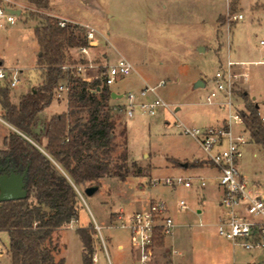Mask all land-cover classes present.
I'll return each instance as SVG.
<instances>
[{
	"label": "rangeland",
	"instance_id": "374dc122",
	"mask_svg": "<svg viewBox=\"0 0 264 264\" xmlns=\"http://www.w3.org/2000/svg\"><path fill=\"white\" fill-rule=\"evenodd\" d=\"M230 2L232 0H49L47 7H38L28 0H0L1 6L5 4L21 9L14 23L0 25L2 65L22 70L19 86L8 88L10 102L18 103L22 94L39 83L36 66L38 45L33 27L40 22L41 15L56 20L60 18L54 16L55 13L70 16L75 20H68L67 24L81 27L85 32L87 28L78 21L90 22L99 29L95 37L101 49L92 55L94 66L88 68L87 73L99 78L100 85H104L101 73L107 57H125L146 80V83L141 81L139 75L132 71L107 86L111 92L120 94V97L111 96L108 101V111L116 123L112 158L116 161L124 152V135L121 132L125 128L130 172L124 181L115 176L103 177L98 185L86 184L77 188L81 194L80 197L77 193V219L56 228L45 243L54 261L63 258L64 264H82L80 240L75 229L84 226L94 232V253H99L96 264H133L128 231L115 227L118 213L127 214L133 210L132 205L146 207L151 199H161L173 207L177 225L172 236L155 248L151 264H227L231 261L245 264L258 253L261 257L256 258V262L264 264V252H246L216 233L221 212L217 172L213 168L196 169L210 167L211 164L205 158H197L204 152L194 138L182 133L178 127L182 122L196 127L217 124L213 123L211 115L205 116V111H202L212 105L202 102L213 87L214 73L227 58L242 62L243 67L238 66L235 71L248 75L247 79L241 77L236 84L239 103L243 106L250 102L259 104L260 115H264V44H260L261 40L264 41L263 0H237L233 13L228 10ZM239 13L243 15L242 19L232 18ZM104 31L109 32V56L105 51ZM65 56L68 60L79 55L76 48H66ZM196 75L204 80L205 87L191 93L187 90ZM162 80L165 84L157 86L155 94L169 106L149 115L136 105L133 115L128 117L125 113L126 93L155 86ZM59 83L67 90L70 87L64 80ZM4 86L0 82V88ZM155 94L148 91L141 97L137 93L135 103L151 102ZM63 96L66 104L67 93ZM53 97H56L55 93ZM63 105L62 102L60 107ZM175 106L179 110L174 111ZM217 110L216 118L221 121L224 112ZM3 111L0 104V117ZM42 122L43 119L39 125ZM262 124L264 126L263 121ZM12 130L0 122V149L5 148L3 138ZM2 157L0 154V161H3ZM132 161L142 169L141 175L134 173L130 166ZM202 161L205 162L202 166H194ZM182 163L187 164L186 168L181 167ZM239 169L248 178L264 181V148L254 142L247 145ZM193 174L205 178V188L195 187L197 179L193 180L191 188H171L163 184L167 176L190 177ZM92 186H97V190L87 196L84 189ZM179 199L187 202L188 209L180 211L176 208ZM197 208L202 209L201 226L197 224ZM96 224L100 226V233L95 228ZM0 242L6 249L0 256V264H10L5 231H0ZM118 244L123 248H117ZM173 250L178 253H173ZM180 256H184V260Z\"/></svg>",
	"mask_w": 264,
	"mask_h": 264
},
{
	"label": "trees",
	"instance_id": "16d2710c",
	"mask_svg": "<svg viewBox=\"0 0 264 264\" xmlns=\"http://www.w3.org/2000/svg\"><path fill=\"white\" fill-rule=\"evenodd\" d=\"M28 1L38 7H47L49 3V0ZM236 3L237 0L229 3L230 13L236 10ZM261 8L264 10V0ZM39 17L40 22L33 27L38 45L39 83L22 94L18 103L10 102L8 87L0 88L2 119L17 130L3 138L0 175L11 171L18 176L24 174L25 190L20 199L0 202V231L8 235L10 264H64L63 258L54 261L45 243L56 228L77 219L76 189L86 184L98 185L103 177L115 176L124 181L130 172L125 128L121 132L124 152L116 161L112 158L116 123L108 111L111 90L100 85L99 78L86 81L61 68L67 61L66 48L86 45L85 31L76 25L60 26L50 16ZM61 80L70 85L67 109L39 125V113L51 103ZM242 95L246 99V93ZM245 108L241 116L250 140L264 148V126L258 108L252 102ZM41 138L46 139L47 155L34 144H40ZM130 166L136 175L142 174L134 161ZM75 233L82 244V264H93L94 232L78 226ZM163 241L157 231L153 246H162Z\"/></svg>",
	"mask_w": 264,
	"mask_h": 264
},
{
	"label": "built area",
	"instance_id": "2783aa9c",
	"mask_svg": "<svg viewBox=\"0 0 264 264\" xmlns=\"http://www.w3.org/2000/svg\"><path fill=\"white\" fill-rule=\"evenodd\" d=\"M7 5H0V25L14 23L16 15L8 10ZM233 19H242L241 13L232 16ZM60 26H65L67 20H58ZM86 45L76 47L78 57L76 62L65 61L61 68L70 71L83 80L89 81L96 76L88 75L87 69L93 68L89 57V47L96 41V30L90 25H85ZM264 41L261 40L260 44ZM242 62L232 61L227 58L214 73L213 87L206 93L203 102L206 105H215L224 112V117L216 125L196 127L179 123L182 133L191 136L199 144L205 154V159L217 172V187L220 189V206L222 214L216 224V233L228 240L232 246L242 248L246 252H264V181L250 180L242 174L238 168L244 146L250 141L248 131L245 129L241 112L246 111L245 106L239 103L236 93V84L241 77L247 79L246 73L236 72L235 68L243 67ZM133 71V66L123 56L107 59L103 64L101 75L105 86H111L118 78L125 77ZM22 70L16 67L6 68L0 65V82L10 89H14L21 83ZM162 80L155 86H146L138 92L126 93L125 113L128 117L133 115L136 105L143 112L154 115L160 108L169 106L167 102L155 94L157 86H163ZM67 88L58 83L55 89L56 97H62L67 93ZM155 94L151 102L135 103L137 93L143 97L147 92ZM259 113V112H258ZM260 115V113H259ZM264 122V115H260ZM197 179L195 187L202 189L206 186V180L202 176L185 177L181 175L167 176L163 184L171 188L183 186L191 188ZM79 193L78 190H76ZM80 197L81 194L79 193ZM176 208L180 211L188 209L184 199L176 202ZM73 222V220H72ZM199 225L202 223L199 222ZM176 222L171 215L169 206L163 200H153L146 207L130 213L119 212L115 227L128 231L130 252L134 259L133 264H151L154 250L153 239L155 233L164 238L172 236ZM188 227H191L189 225ZM95 228L100 233V226ZM6 251L0 242V256ZM95 260V256H93ZM227 264H237L230 262Z\"/></svg>",
	"mask_w": 264,
	"mask_h": 264
},
{
	"label": "crops",
	"instance_id": "0c3cea01",
	"mask_svg": "<svg viewBox=\"0 0 264 264\" xmlns=\"http://www.w3.org/2000/svg\"><path fill=\"white\" fill-rule=\"evenodd\" d=\"M11 8V7H10ZM13 9H16V10H20V12H21V9H19V8H13ZM54 16H56V17H59L60 19H65V20H71V19H73L72 17H70V16H67V15H60V14H57V13H55L54 14ZM73 20H75V19H73ZM72 20V21H73ZM76 21H78V20H76ZM78 23H80L81 25H83V26H85V25H90V26H93L94 28H95V30H96V32H99V29L95 26V25H93V24H91L90 22H84V21H78ZM104 38H105V40H106V42H107V48H106V55H108L109 56V32L108 31H104ZM264 44V43H263ZM98 49H101L100 48V46H99V44L97 43V41H95L94 43H93V45L92 46H90L89 47V53H88V55H89V57L90 58H92V55L95 53V51H97ZM99 51V50H98ZM106 57H104V59H105ZM109 57H107V59H108ZM106 60V59H105ZM128 60V59H127ZM130 62V61H129ZM133 71H135L136 73H137V75H139V78L141 79V81H143V82H145L146 83V80H145V78L142 76V74H140L136 69H134V67H133ZM197 80H201V78H200V76L199 75H196L193 79H192V81H190L191 83H190V86L188 87V89L189 90H187V91H190L191 93H196L197 92V90L198 89H200V88H203V87H205V82H204V80H201L203 83H204V86L203 87H194V83L197 81ZM160 82V81H159ZM158 83V82H157ZM64 95V94H63ZM62 95V96H63ZM251 98H255V97H251ZM256 99V98H255ZM63 102V106L62 107H60V104ZM203 104H205L204 102H202ZM206 105V104H205ZM208 106V105H207ZM256 106H257V108H258V112L260 111V106H259V104H256ZM66 109H67V103L65 104V101H64V96L63 97H61V98H57V97H53V99H52V101H51V103L47 106V107H45L40 113H39V119L40 120H47V119H49L53 114H56V113H61V112H63V111H66ZM217 109H219V110H221L220 108H218L217 106H215V105H212V106H209L208 108H204V109H202V111L205 113V116L207 115V116H209V115H211L212 116V118H213V123H218L219 122V120L216 118V110ZM173 110L174 111H177V110H179V107H177V106H175L174 108H173ZM218 111V110H217ZM222 111V110H221ZM261 112V111H260ZM259 112V113H260ZM223 117H224V114H223ZM0 122L1 123H3L6 127H9V128H12L14 131H17L12 125H10L9 123H7L5 120H3L2 119V117H0ZM183 123V122H182ZM41 124V123H40ZM183 124H185V123H183ZM185 125H187V124H185ZM210 126V125H213V124H211V123H209V124H206V125H204V126ZM39 128H40V126L38 125V127L37 128H35V131L36 132H38V130H39ZM7 129V128H6ZM252 142L251 141H249L245 146H244V148H243V151H244V149L247 147V145H249V144H251ZM43 153H45L46 155H47V153H46V151L44 150V146H45V144H46V139L45 138H41V142H40V144H37V143H34ZM203 151V150H202ZM242 156H243V153H242ZM197 158H200V159H203V158H205V154H203L202 156H200V157H197ZM197 158H194V159H197ZM242 158V157H241ZM240 161H241V159L239 160V163H238V168H239V165H240ZM56 164V163H55ZM183 164V163H182ZM181 164V167H183V168H186V166H183ZM57 166H58V164H56ZM59 167V166H58ZM60 168V167H59ZM206 168H213L212 166H210V167H198V168H196V169H206ZM61 169V168H60ZM214 169V168H213ZM62 170V169H61ZM240 170V169H239ZM242 173V172H241ZM243 174V173H242ZM194 176H190V177H199V176H195V175H198V174H193ZM246 176V175H245ZM188 177V176H187ZM247 177V176H246ZM248 178V177H247ZM250 180H254L253 178H249ZM216 187H217V184H216ZM205 188V187H204ZM218 188V187H217ZM203 189V188H202ZM76 190H78V189H76ZM220 195H221V193H220ZM197 196H199V194H197ZM154 199H151L150 200V202L151 201H153ZM158 200V199H157ZM161 200V199H160ZM199 199H197V201H198ZM198 204H199V201H198ZM147 206V205H146ZM175 206H176V204H175ZM132 207H133V210L132 211H135V210H139V209H141V208H143L142 206L141 207H139V206H137V207H134L133 205H132ZM169 208H170V212H171V215L173 216V207H171V206H169ZM131 211V212H132ZM201 213H202V209L201 208H197L196 209V214H197V216H199V222H201L202 223V221H201V219H200V216H201ZM222 214V212H220L219 213V215H218V218H219V216ZM173 218H174V216H173ZM217 218V219H218ZM174 220H175V218H174ZM176 222V221H175ZM198 222V223H199ZM197 223V224H198ZM203 224V223H202ZM198 226H201V225H199L198 224ZM221 237V236H220ZM223 238V237H222ZM129 239V238H128ZM224 239V238H223ZM225 241H227L228 243H230L228 240H226V239H224ZM231 244V243H230ZM117 248H119V249H122L123 248V245L122 244H118L117 245ZM81 252H82V244H81V242H80V261H81ZM131 253V252H130ZM173 253H175V254H177L178 252L176 251V250H173ZM95 255V260H94V262H93V264H96V262H98V260H99V253L97 252V253H94ZM256 256L255 257H253L252 258V260L251 261H247L245 264H256L257 262H256V258H260L261 257V254L260 253H258V254H255ZM131 258H132V255L130 256ZM181 257V256H180ZM183 257L184 256H182L180 259L181 260H184L183 259ZM233 257V256H232ZM173 263H174V259H175V256H174V254H173ZM195 258H196V255H195ZM232 260H234V257H233V259ZM231 262H233V261H231ZM81 263H82V261H81ZM258 264V263H257Z\"/></svg>",
	"mask_w": 264,
	"mask_h": 264
},
{
	"label": "water",
	"instance_id": "95a60500",
	"mask_svg": "<svg viewBox=\"0 0 264 264\" xmlns=\"http://www.w3.org/2000/svg\"><path fill=\"white\" fill-rule=\"evenodd\" d=\"M8 10L15 15L20 14V10H16L13 8H8ZM203 86H204V83L201 80H197L194 83V87H203ZM111 96L120 97V94L111 92ZM182 165L187 166L186 163H183ZM23 178H24V174H22L21 176H18L12 171L9 172L8 174L0 175V202L20 199L25 196ZM96 190H97V186L87 187L84 189V193L87 196H90Z\"/></svg>",
	"mask_w": 264,
	"mask_h": 264
}]
</instances>
